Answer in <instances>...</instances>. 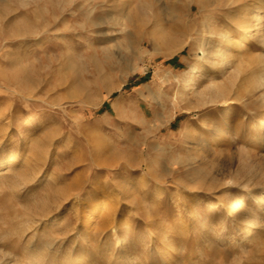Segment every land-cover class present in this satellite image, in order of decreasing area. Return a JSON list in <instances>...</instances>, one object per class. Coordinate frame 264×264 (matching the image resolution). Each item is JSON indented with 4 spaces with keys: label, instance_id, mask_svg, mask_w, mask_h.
Returning a JSON list of instances; mask_svg holds the SVG:
<instances>
[{
    "label": "rangeland",
    "instance_id": "rangeland-1",
    "mask_svg": "<svg viewBox=\"0 0 264 264\" xmlns=\"http://www.w3.org/2000/svg\"><path fill=\"white\" fill-rule=\"evenodd\" d=\"M258 11L0 0V264H264V218L241 235L264 206L246 185L264 174V43L246 34ZM210 22L235 42L228 68L219 34L203 45ZM213 79L229 89L209 94Z\"/></svg>",
    "mask_w": 264,
    "mask_h": 264
},
{
    "label": "bare ground",
    "instance_id": "bare-ground-1",
    "mask_svg": "<svg viewBox=\"0 0 264 264\" xmlns=\"http://www.w3.org/2000/svg\"><path fill=\"white\" fill-rule=\"evenodd\" d=\"M258 1V0H257ZM257 12V11H256ZM259 12V11H258ZM250 13V12H249ZM251 15L253 13H250ZM258 14V15H257ZM256 16L257 18H255L257 21L254 20V18H250L251 20H254L256 23L255 26H259L261 25L259 28H258V34L255 35V33H252V31H249L247 32L246 34H249V36L251 37H255V36H258L261 40L262 43H264V21L262 20V17L264 16L263 15V12L260 11L259 13H257ZM255 16V17H256ZM253 17V16H252ZM248 18V17H247ZM246 16H245V19L247 20ZM251 20H247L248 23L250 22H253ZM245 22V21H244ZM246 22V24H248ZM253 24V23H252ZM241 25V24H240ZM244 25V23H243ZM254 25V24H253ZM245 28V26H243ZM253 27V26H252ZM246 29H251V24H249L247 26ZM245 31V29H243ZM248 31V30H246ZM255 32V31H254ZM216 34H219V37L221 38L220 40V45L219 47L217 48L215 54H217V56H219L222 60V65L226 68H228V48L226 47L227 46V43H228V46L230 44H235V42H232V36H231V33L229 31H223V32H217L216 28L213 26L212 22L206 24V38H205V42H204V47L205 49L207 48H210L211 47V44H212V41L213 39L215 38L214 36H216ZM243 34H245L243 32ZM245 36V35H244ZM248 39V38H247ZM246 41V40H245ZM209 50V49H208ZM213 51V50H212ZM214 52V51H213ZM213 52H208V54H212ZM207 54V55H208ZM213 55V54H212ZM207 57V56H206ZM212 58V57H211ZM196 74V71H191V72H187L186 75H185V78H184V86L178 91L177 93V96L176 98L178 97H183L187 91L190 89V87L192 86V83L195 79L194 75ZM176 78V81H180V76L179 75H176L175 76ZM259 81L261 82V84L264 86V76L259 79ZM228 86V85H227ZM226 86V82L225 83H216V81L213 79L211 80L210 82L207 83L206 85V91H209L211 89V92H209V94L211 95H214V96H221L223 95L227 90L226 89H229V87ZM209 89V90H208ZM213 89V90H212ZM258 127V131H262L264 130V118L261 120V122L257 125ZM249 156V155H247ZM7 162V161H6ZM3 163H5V161L1 162L0 163V169L4 168L3 167ZM247 166L250 167V165L248 163H246ZM244 166V165H243ZM249 167L248 170H249ZM251 168V167H250ZM245 169V167H244ZM252 169V168H251ZM245 171H247L245 169ZM250 172H248V175L246 177V185H249V183L252 181L251 179H254L255 181V185H262V189L264 190V174H259V176L261 177H255L256 175H254V177H251L252 173H251V170H249ZM259 173V172H258ZM261 173V172H260ZM251 174V175H250ZM258 176V175H257ZM244 178V177H243ZM218 179L215 177L214 179V182H217ZM218 184V183H217ZM259 188V187H258ZM257 190V189H256ZM262 191V190H261ZM263 197V196H262ZM264 198V197H263ZM223 200V199H222ZM243 200V199H242ZM241 199L240 200H234V204H235V207H233L232 205H230V207H228V210L229 211V215L232 216V218L235 220L236 219H239V217L241 218V214H242V201ZM264 200V199H263ZM225 201V199L223 200ZM227 203V202H226ZM263 205V204H262ZM223 207V206H222ZM245 210V209H244ZM243 210V211H244ZM245 212V211H244ZM244 217V216H243ZM257 217V216H256ZM264 218V206L261 208V211L259 212L258 214V219L256 221H246V226L245 228L243 229L241 235H242V239H244L245 241H251L253 242V237L254 235L258 232V229L260 228V225H259V222L261 219ZM232 220V219H231ZM241 220V219H240ZM233 221V220H232ZM242 221V220H241ZM234 223V222H233ZM243 224V223H242ZM261 224V223H260ZM263 224V222H262ZM244 226V225H243ZM241 227V226H240ZM240 230V229H239ZM240 234V233H239ZM261 246V245H260ZM264 247V246H263ZM82 259V258H81ZM78 261H80V259H78ZM78 263H81V262H78ZM169 263V262H168Z\"/></svg>",
    "mask_w": 264,
    "mask_h": 264
}]
</instances>
